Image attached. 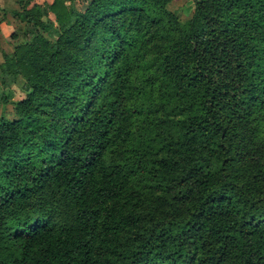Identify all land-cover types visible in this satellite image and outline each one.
<instances>
[{"label":"trees","instance_id":"obj_1","mask_svg":"<svg viewBox=\"0 0 264 264\" xmlns=\"http://www.w3.org/2000/svg\"><path fill=\"white\" fill-rule=\"evenodd\" d=\"M192 1L13 13L0 264H264V0Z\"/></svg>","mask_w":264,"mask_h":264},{"label":"crops","instance_id":"obj_2","mask_svg":"<svg viewBox=\"0 0 264 264\" xmlns=\"http://www.w3.org/2000/svg\"><path fill=\"white\" fill-rule=\"evenodd\" d=\"M28 0H0V59L8 47L11 35L15 32L19 23L13 17V13L19 11ZM41 3H50L51 0H32Z\"/></svg>","mask_w":264,"mask_h":264},{"label":"rangeland","instance_id":"obj_3","mask_svg":"<svg viewBox=\"0 0 264 264\" xmlns=\"http://www.w3.org/2000/svg\"><path fill=\"white\" fill-rule=\"evenodd\" d=\"M75 5L81 10L85 4L83 0H75ZM193 7L194 4L192 0H174L171 5V10L178 14L182 20H187L192 13Z\"/></svg>","mask_w":264,"mask_h":264}]
</instances>
